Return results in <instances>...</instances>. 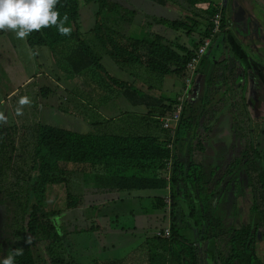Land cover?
Wrapping results in <instances>:
<instances>
[{"label":"trees","instance_id":"1","mask_svg":"<svg viewBox=\"0 0 264 264\" xmlns=\"http://www.w3.org/2000/svg\"><path fill=\"white\" fill-rule=\"evenodd\" d=\"M184 2L190 9V16L173 21L151 18V21L173 32H183L189 39L196 33L197 40H191V48L157 34L146 39L123 34L122 24L132 23L137 12L126 10L112 0H57L58 20L63 15L68 17L65 26L71 28L70 33L61 35L54 25H49L24 37L31 51L45 47L53 56H62L66 74L79 77L88 87L93 85L88 73H92L91 70L101 72L104 76L100 75L98 80L105 78L107 82L100 86L104 100L122 98L131 107L143 108L146 113L138 116V123L125 125L124 133L121 130L118 134L96 133L92 129L87 134H79L40 123L0 129V204L13 205L15 210L11 221L13 231L9 227L8 235L0 242V258L20 248L22 253L14 257V264H78L70 253L68 255L66 235L60 236L52 220L61 212L46 210L45 192L53 186H63V212L81 211L87 202L83 200L85 194L80 187H86L93 178L98 185L93 193L98 194L110 190L164 191L165 194L152 199L151 211L156 213L153 218L162 221L167 216L168 222L144 236L137 247L122 257L97 258L90 264H202L203 255L214 264H263L256 255V244L259 234H264V167L261 165L264 152L257 151L258 145L251 141L252 128L246 133L245 117L237 114L239 88L233 87L234 83L229 86L232 79L225 84L228 96L207 104L218 109L212 126H200L202 104L193 103L195 94L188 91L180 119L171 133L162 128L160 119L171 114L183 91L175 98L163 97L161 92L152 95L150 83L146 87H136L134 81L113 78L100 64L105 56L120 69H146L161 80L169 75L177 76L184 90L186 65L202 41L210 37L211 20L218 12L221 14L219 32L211 44L218 39L224 43L231 34L225 8L209 0ZM80 3H93L97 7L92 28L83 34L78 23ZM201 21L206 23L202 32ZM3 34L0 30V36ZM204 56L196 72L203 65ZM231 74L229 71V78ZM205 76L206 86H212L209 92L216 94L213 77ZM254 90V99H264L261 85L254 82ZM72 92L70 95L75 96ZM226 101H230L229 112L224 108ZM220 105H223L221 110ZM79 116L81 121L86 120L85 113ZM223 119H227L224 123L230 127L219 130L218 124ZM152 126L159 134H153ZM237 142L242 147L235 150ZM240 171L248 182L243 193L236 185ZM230 193H234L233 196ZM238 195L251 200V220L241 227L226 229L217 217L215 206L230 196L224 203H229L226 208L233 210ZM94 203L91 200L83 214L94 208L108 209ZM107 213L102 218L116 223L117 209L113 216ZM179 214L188 222L185 228L195 232H191L193 239H188L182 233L185 228L177 225ZM166 229L168 236L163 235ZM157 232L161 234L156 235Z\"/></svg>","mask_w":264,"mask_h":264},{"label":"rangeland","instance_id":"2","mask_svg":"<svg viewBox=\"0 0 264 264\" xmlns=\"http://www.w3.org/2000/svg\"><path fill=\"white\" fill-rule=\"evenodd\" d=\"M112 1L120 2L119 0ZM218 1L220 7L227 10L228 26H231L230 30L232 31L231 36L234 34V36L239 37L243 41V36L249 34V39L246 43H249L252 51L258 50L254 54L255 59L264 63V54L262 55L259 52V49H264V12L261 11L254 0ZM96 10L97 7L93 3H80L78 23L82 34L92 28L94 23L93 14ZM247 15L249 18H246ZM159 16L169 17V15L165 16L164 14ZM143 18L135 17V23L131 29L128 27L129 24H122L121 31H125L126 35L130 33L135 38H144V35L136 36L133 34V31L138 33L137 26L139 22L141 24ZM152 26L147 24L142 28L140 25L138 29L145 35L151 33L163 35V28H161V31L159 27L151 28ZM3 31L4 34L0 36V127L2 129L40 123L79 134H87L91 132V129L96 133L118 134L121 133L122 126H131V124L138 123V116L146 113L143 108L131 107L122 98L113 99V97H106L108 99L104 100L105 96H103L100 86H105L107 82L105 78L98 80L100 75H104L96 70H91L92 73H88V79L93 82L90 87L94 92L92 98L88 99L87 108L86 105L81 104V96L70 95V91L74 90L76 92L77 83H80L78 88L81 87V90L85 89V87H83L79 77H70L66 74L63 68L64 61L62 56H55L57 54L53 56L51 51L45 47L31 51L25 42V38L17 37L13 30L3 29ZM165 31L166 34L173 33L169 29ZM179 33L181 32H175L174 34L179 36ZM179 38L178 43L183 44L185 41L183 34ZM100 64L106 72L118 80L128 81L129 78L131 80L135 79L129 76L131 73L133 75L136 74L140 79L144 78L143 82L146 86L150 83L151 87H153L152 92L154 94L152 95H157V92H161L160 94L163 97L175 98V95L183 91L182 81L177 76L170 75V77L161 80L146 69L130 68L142 72L134 73V71L129 69H120L105 56L102 57ZM29 79L30 81H28ZM197 84L195 78L190 82L189 88L187 85L184 86V90L188 89L193 94L197 89ZM41 90L43 94L40 93ZM25 97L28 102L20 104V99ZM82 112L87 115L85 116V121H80L76 116ZM150 124L153 125L152 123ZM91 125H93V128ZM251 128V141L258 145V152H264V106L260 111L259 109L254 111V123ZM124 130L122 133H124ZM151 130H153V134H159L155 126H152ZM261 165L264 167V154H262ZM239 174L240 178L238 177L236 180V185L241 190L240 192L243 193V189L248 188V182L244 172L240 171ZM89 181L87 185H89L90 190L97 191L98 185L94 183V179L90 178ZM98 193L95 192L91 195L93 196V202H96L95 199L103 200L104 195L99 196ZM126 193L120 192V195L123 196ZM131 193L135 194V192ZM152 193L156 196L165 194L164 191H153ZM233 194L230 193L229 195L233 196ZM226 198L229 199L230 196L221 199V202L215 206L217 217L222 221L221 224H224L223 226L226 229L238 228L248 224L251 220L249 214L251 200L243 197V195H238L235 202L236 205L232 210L226 208L229 207V203H224L228 201ZM83 200L84 202L88 201V194L83 196ZM45 203L46 210L55 213L61 212L53 216L52 220L60 236L66 235L68 255L70 253L71 255L69 256H73L78 264H90L91 260L97 259L100 248L107 249L105 254L101 256L108 257L110 260L122 257L137 247L144 236L151 235L155 229L163 227L168 222L167 216L164 217V220L158 221V218H153L150 214H141L139 205L134 202H128L124 206L122 203L115 207L119 216L114 224L102 218V216L108 214L109 208L107 210L105 208L98 210L94 208L88 211L87 214H83L86 209L63 212L65 209V189L63 186H53L48 189L47 193L45 192ZM130 210H132L130 215H123V211ZM14 211L13 205L0 204V242L3 241L4 236L8 235L9 227L11 232L13 231L11 221ZM142 211H151L145 202L142 203ZM177 225L182 228L188 225V222L181 214L177 217ZM94 226L99 228L94 229ZM186 228L182 233L188 239H193L191 234L193 230L189 232ZM193 233L195 234V232ZM260 234L256 244V255L264 264V234L263 232ZM112 247L114 248L112 249ZM205 260H208L206 255H204V259H201L202 263Z\"/></svg>","mask_w":264,"mask_h":264},{"label":"crops","instance_id":"3","mask_svg":"<svg viewBox=\"0 0 264 264\" xmlns=\"http://www.w3.org/2000/svg\"><path fill=\"white\" fill-rule=\"evenodd\" d=\"M119 1H120L119 3L126 10H135L137 12L135 15L136 18L144 17L141 24L140 22L138 23L139 24L137 26L138 33H134L133 31L134 35L136 36L144 35L145 38H148L150 37V35H153V33L149 35H145L142 32H140V29H138L140 25L143 28L145 25L149 24V25H153L151 28L159 27V30L163 28V31L161 30L163 32V35H160V36H162L164 39L168 41L174 42V40H177L178 45L180 44L178 43L180 40L179 36L183 34L185 41L183 42V44H180V45L185 46L186 48H191L190 47L191 40H197L196 33L193 34L190 39L187 38V36L184 35L183 32L179 33V36L174 34L175 32H173L172 34H166L165 30H167V28L160 26V25H156L152 23L151 21V18H156V19L164 18L166 20L173 21L180 17L190 16V9H187L184 0H119ZM209 1L213 3H217L220 6V3H218L219 2L218 0H209ZM158 11H160V13H158ZM161 14H164L165 16L169 15V17L159 16ZM246 18H249V16L247 15ZM134 23H135V20H133V22L130 23L128 27H130L131 29ZM200 24H201L200 31L202 32L206 26L205 25L206 23L205 21H201ZM123 32H122L123 34H126L125 31ZM230 32L232 31L230 30ZM127 36H131L130 33H128ZM243 38L244 40L241 41L239 37L234 36V34L231 36L230 34L229 36L225 38L224 43L220 42L219 39L217 40V42L216 41L213 42V44L211 45V48L208 50V52L204 56L203 65L199 67L198 69L199 71H197L196 73V76H195L196 84L197 83L198 84L196 85L197 89L194 93L195 97H194L193 103L197 104L198 102H200L202 104V107L200 106L201 108L200 117H202L200 126L202 128L213 125L212 120L217 117V115L215 114L218 109L215 107H209L207 104L217 103L219 99L221 100L223 97L228 96L227 94H225L227 91L226 88L228 87L225 84H226V80L228 79L229 80L232 79L229 85L230 87L234 83L235 86L233 85V87L239 88L236 94L237 96L236 101L237 103H239V106H240V108L237 111V114L242 115V117H245L244 122H245L246 133L253 126L254 111L255 110L258 111V109L260 111V109H262L264 106L263 98H260L259 100L254 99L255 97L254 82L256 85L258 86L261 85V88H264V63L257 61L255 59L254 54H256L258 50L252 51L251 48L249 47V43H246L248 42L249 34H246L245 36H243ZM259 52L263 55L264 49L263 50L259 49ZM129 70L134 71V73L135 72L142 73L141 71L134 70V69H129ZM229 71H232V74L230 76L231 78H229ZM205 75H207V77H210L209 79L213 77V81H214L213 87L216 88V94L214 93L212 95V93L209 92V86H211V84L209 86H206V81H205L206 76ZM129 76H132L135 78L133 80L129 78L128 81H134L136 87H146V84L143 82L145 80L144 78L140 79L139 76H137L136 74L133 75V73H131ZM168 77H170V75L166 76L165 78H168ZM28 81H30V79ZM79 84L80 83H77L76 85L77 88ZM83 87H85V89L81 90L80 89L81 87H80L78 88V90H76V92L73 91V94H75L76 96H81L80 100L82 101V104L86 103V106L88 108V99L92 98L94 91L91 90L90 87H88L87 85H84V83H83ZM205 88L207 90L206 93H205ZM229 104H230V101L229 102L226 101V106L225 104H223L225 106L224 108L226 109L228 108L226 112L230 111V108L228 107ZM223 105L218 106L219 110H221L220 107H222ZM203 109H204V112L202 113ZM76 116L78 117V119H80L79 114H77ZM226 121L227 119H223V121H221L218 124L219 130H223L224 127L226 129L230 127V125H228L227 123L226 124L224 123ZM124 128L125 126L122 127L123 130ZM241 147H242L241 143L237 142L235 150H238ZM80 189H81V192H83V194H88V201L87 203H85V207L81 208L84 210L86 206L90 205L91 200H93V196L91 195H93L94 193L92 190H90L89 185H86V187H84L83 185V187H80ZM110 191L111 192H103V194L102 193L98 194L99 196L104 195V198L103 200H100V201L99 199H95L96 202L94 204L96 205L101 204L102 206L104 205V207L109 208L110 211H107V212H110L109 214L113 216V212L116 211L115 207H117L119 204L123 203V206H124V205H127L128 202H134L135 204L139 205L141 214H150V216H153V211H150V212L142 211L143 202L147 204V207H149L150 210L152 209V205H151L152 199L154 197H157L156 195L152 193V191L151 192L133 191L135 192V194H132L130 192V193L123 194V196L120 195V192H112V190ZM131 212L132 210L123 211V215H130ZM113 248L114 247H112V249ZM106 251L107 250L100 248L98 252L99 253L98 258L109 259L108 257L101 256V255H104ZM202 257L201 259H204V255ZM208 260L207 261L205 260V262L202 264H214L210 260L209 261Z\"/></svg>","mask_w":264,"mask_h":264},{"label":"clouds","instance_id":"4","mask_svg":"<svg viewBox=\"0 0 264 264\" xmlns=\"http://www.w3.org/2000/svg\"><path fill=\"white\" fill-rule=\"evenodd\" d=\"M57 0H0V30L15 31L19 38H24L33 30L54 25L61 35L70 33L71 28L65 26L68 17L60 16L55 9ZM21 98L19 103H27ZM22 249H13L11 253L0 258V264H14V257L19 256Z\"/></svg>","mask_w":264,"mask_h":264},{"label":"built area","instance_id":"5","mask_svg":"<svg viewBox=\"0 0 264 264\" xmlns=\"http://www.w3.org/2000/svg\"><path fill=\"white\" fill-rule=\"evenodd\" d=\"M220 19H221V14L218 12L211 20L212 22V32L209 38H206L202 41L201 45L198 47V49L194 52L192 55L190 61L186 65L185 68V73H186V79L185 83L186 85L190 86V82L195 79L196 76V69L197 66L201 60V58L206 54V52L209 50L211 47V42L214 38V36L219 32V27H220ZM188 89L183 90V93L181 97L177 99L178 104L175 106L174 110L171 112V114L168 117L161 118L160 123L162 125V128L164 130H169L171 133L174 132L176 125L180 119V114L182 111V103L184 100V97L187 95ZM169 167V165L167 166ZM168 180V178H167ZM165 202L169 204V200L165 198ZM160 232H157L156 235H160ZM163 235L168 236V230H164Z\"/></svg>","mask_w":264,"mask_h":264},{"label":"flooded vegetation","instance_id":"6","mask_svg":"<svg viewBox=\"0 0 264 264\" xmlns=\"http://www.w3.org/2000/svg\"><path fill=\"white\" fill-rule=\"evenodd\" d=\"M254 1L258 5V7L261 9V11L264 12V10L261 8V4H260V3L264 2V0H254ZM0 129H2V128L0 127Z\"/></svg>","mask_w":264,"mask_h":264},{"label":"water","instance_id":"7","mask_svg":"<svg viewBox=\"0 0 264 264\" xmlns=\"http://www.w3.org/2000/svg\"><path fill=\"white\" fill-rule=\"evenodd\" d=\"M260 4H261V8L264 10V2H262Z\"/></svg>","mask_w":264,"mask_h":264}]
</instances>
